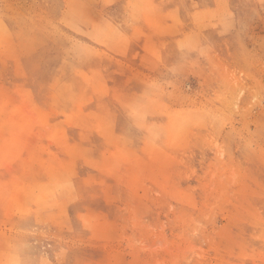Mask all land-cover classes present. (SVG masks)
Returning a JSON list of instances; mask_svg holds the SVG:
<instances>
[{
	"label": "rangeland",
	"instance_id": "1",
	"mask_svg": "<svg viewBox=\"0 0 264 264\" xmlns=\"http://www.w3.org/2000/svg\"><path fill=\"white\" fill-rule=\"evenodd\" d=\"M0 264H264V0H0Z\"/></svg>",
	"mask_w": 264,
	"mask_h": 264
}]
</instances>
